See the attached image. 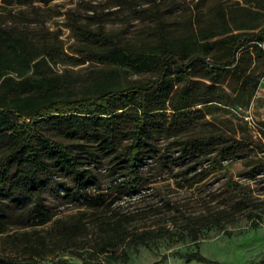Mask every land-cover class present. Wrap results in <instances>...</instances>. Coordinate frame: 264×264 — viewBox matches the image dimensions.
<instances>
[{"label": "trees", "instance_id": "obj_1", "mask_svg": "<svg viewBox=\"0 0 264 264\" xmlns=\"http://www.w3.org/2000/svg\"><path fill=\"white\" fill-rule=\"evenodd\" d=\"M118 2L128 3L127 0ZM152 11L159 22L156 43L139 47L121 44L103 27L98 31L84 29L82 34L87 42L96 44L84 48L87 57L128 66L136 72L152 70L155 78L123 83L107 77L106 71L101 69L96 71L92 88L83 92H78L69 81L65 82L63 74L53 71L52 64L62 57L56 47L38 45L26 34L0 24V187L7 188L6 196L10 200H16L17 195L40 194L50 179L55 180L54 176L66 177L75 182L76 189L72 192L70 187H64L68 200L83 197L89 205L98 207L101 201L93 197L90 190L98 186L96 170L106 159L110 164V189L115 195L107 203L106 210L95 216L99 233L93 247L116 259L120 254L117 248H121L126 260L129 259L124 246L130 239L145 241L146 237L155 238L165 233L163 225L158 230L148 227L144 231H133L129 224L136 214L113 207L115 202L125 200V196L141 194L148 184L144 167L150 158L167 157L162 169L170 166L169 157L159 155L155 144L158 136L176 135L182 154L174 158V162L190 158L195 170L206 162L210 166L221 164L237 155L241 148L256 143L249 136L224 137L205 132L188 134L187 131L202 111L200 107L194 108L195 104L205 103L210 107V102L218 101L232 107L244 103L243 98L249 100L257 90L258 74L250 69L248 62L251 47L258 55L264 52V25L250 30L251 27L242 23L238 31H233L230 20L235 21V15L230 17L223 11L220 20L223 31L209 29L200 33L193 29L174 38L166 29L159 8L155 5ZM220 34L225 35L212 39ZM217 46L225 52L220 53ZM70 58L74 63L86 61L85 58ZM200 72L201 77L210 81L204 83L205 86H200L198 79L192 77ZM188 75L191 77L186 79ZM183 81L187 82L168 114L164 106L173 101L176 83ZM233 92H238L237 96H233ZM207 168L201 169V176L186 177L187 180L203 179V170ZM235 184L240 189L241 202L252 208L253 203L242 185ZM160 195L164 206L174 210L170 219L176 221L178 212H182L180 207L166 193L160 192ZM33 211L42 219L46 216L42 208L35 207ZM251 216L258 224L259 215L253 211ZM3 218L0 209V225ZM185 218L197 243V251L186 258L209 260L199 250L197 221L191 216ZM78 226V223L64 224L68 239ZM0 264L103 263L91 259L82 263L68 259L47 262L38 251L21 258L0 255Z\"/></svg>", "mask_w": 264, "mask_h": 264}, {"label": "rangeland", "instance_id": "obj_2", "mask_svg": "<svg viewBox=\"0 0 264 264\" xmlns=\"http://www.w3.org/2000/svg\"><path fill=\"white\" fill-rule=\"evenodd\" d=\"M0 0V24L17 33H24L38 45L56 47L61 59L52 64L55 73L63 74L65 82L78 92L92 88L97 70L106 71V76L128 83L134 80L147 81L155 78L152 70L136 72L128 66L104 63L95 57H87L88 46L82 31L99 27L121 44L139 47L159 40V22L152 9L159 8L169 34L178 38L193 29L205 33L209 29L223 31L220 20L223 11L230 20V28L238 31L242 23L257 30L264 25V0ZM220 34L212 39H218ZM220 53L224 49L217 46ZM251 47L250 69L258 74L257 90L250 99L229 107L212 101L210 107L197 103L200 116L188 134L199 132L215 133L224 137L242 138L249 136L256 143L241 148L238 154L223 160L221 164L210 166L208 162L195 170L192 160L174 158L181 155V143L176 135L158 136L155 144L159 155H167L171 160L166 170L162 163L167 157L150 158L145 165L148 184L134 197L115 202L113 207L122 212L135 213V220L129 224L133 231H144L148 227L158 230L161 225L165 233L158 237H146L145 241L130 239L124 246L129 259L117 248L118 258L100 253L93 247L99 233L96 215L106 210L107 203L115 192L110 189L108 176L109 162L103 160L97 168L99 184L90 190L97 197L98 207L89 205L83 197L68 200L64 187L75 192V182L66 177L54 176L44 186L40 194L34 196L17 195L10 200L6 187H0V209L4 221L0 225V255L23 257L40 252L47 262L68 259L82 263L91 259L103 264H264L256 252L264 246V52L257 54ZM81 50V52L79 51ZM85 54V55H84ZM89 55V54H87ZM69 57V58H68ZM70 57L85 58L84 63H74ZM67 73V75H66ZM65 74V75H64ZM188 75L186 79L190 78ZM200 86L210 81L198 76ZM187 81L176 83L171 99L164 106L170 114ZM225 86V85H224ZM229 90V88L227 87ZM238 92H233L237 96ZM159 159V160H158ZM204 178L187 180L193 175ZM187 177V178H186ZM186 179V180H185ZM238 182L249 195L253 210L245 205ZM160 192L166 193L175 201L182 212L176 221L161 200ZM18 202H21L19 204ZM97 206V205H96ZM35 207L46 211L42 219L35 215ZM259 215L254 223L251 213ZM96 213V214H95ZM185 216H191L200 228L199 250L211 260L201 261L186 258L197 251L192 231L186 226ZM256 218V216H255ZM78 223L79 226L68 239L64 231L65 223ZM204 255V254H203ZM213 261V262H212Z\"/></svg>", "mask_w": 264, "mask_h": 264}, {"label": "crops", "instance_id": "obj_3", "mask_svg": "<svg viewBox=\"0 0 264 264\" xmlns=\"http://www.w3.org/2000/svg\"><path fill=\"white\" fill-rule=\"evenodd\" d=\"M262 251L261 252H256L258 255V259L260 260L261 258H263L264 256V246L262 247ZM204 255H206V253H203Z\"/></svg>", "mask_w": 264, "mask_h": 264}]
</instances>
